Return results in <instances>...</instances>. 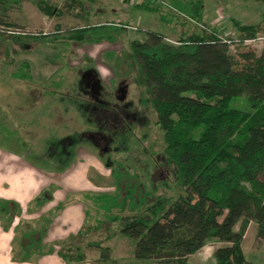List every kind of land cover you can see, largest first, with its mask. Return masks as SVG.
I'll return each mask as SVG.
<instances>
[{
	"label": "rangeland",
	"instance_id": "1",
	"mask_svg": "<svg viewBox=\"0 0 264 264\" xmlns=\"http://www.w3.org/2000/svg\"><path fill=\"white\" fill-rule=\"evenodd\" d=\"M16 1L9 8V21L16 25L0 28V156L3 151L12 154L15 171L29 168L31 187L45 199L42 206L32 201L30 227L39 229L35 223L40 220L45 228L47 221L52 224L60 217L68 233L83 218L80 237L71 233L45 250L58 252L61 242L70 244L75 236L86 258L97 264H153L135 259L133 240L84 197L113 194L122 199L131 192L133 203L143 208L131 210L132 200L127 199L123 212L112 211L129 215L144 214L178 194L164 133L150 102L142 100L139 66H131L130 43H151L153 33L171 44L192 32L216 33L229 39L230 53L237 54L246 44L234 43L239 41L235 23L258 26V36L264 37V5L257 0H202L200 22L181 14L182 22L167 24L159 14L137 10L131 0ZM192 2L178 4L194 12ZM109 25L114 41L90 44L78 39L89 28ZM249 46L259 52L264 41ZM22 64L29 65L31 81L15 79ZM71 147L76 155L65 167ZM97 220L101 228L92 230ZM256 234L257 226L251 224L243 249L250 264H264V240L256 241ZM90 243L109 247V260L98 261L101 252Z\"/></svg>",
	"mask_w": 264,
	"mask_h": 264
},
{
	"label": "trees",
	"instance_id": "2",
	"mask_svg": "<svg viewBox=\"0 0 264 264\" xmlns=\"http://www.w3.org/2000/svg\"><path fill=\"white\" fill-rule=\"evenodd\" d=\"M165 1L177 14L163 6L136 8L159 14L165 23L182 22L181 14L199 22L203 18L202 0L190 4L194 12L178 4L186 0ZM257 1L264 5V0ZM13 3L17 1L0 0L2 29L16 25L9 21ZM235 25L237 45L259 37L258 26ZM109 28L113 29L111 25L89 28L78 39L90 44L114 41ZM152 39L151 43H130L131 66H139L137 82L144 89L142 100L150 102L164 133L165 155L178 194L144 214L129 215L112 211L123 212L125 201L132 200L131 192L122 199L113 194L84 197L111 222L119 223L121 233L133 240L134 258L139 261L186 264L191 255L217 241L223 246L214 252L215 264H250L243 243L251 223L257 226L256 241L264 240V47L257 52L244 46L231 54L225 39L216 33L192 32L178 44L168 43L156 33ZM22 66L15 79L31 81L29 65ZM69 149L71 155L64 158L65 167L76 155L74 148ZM35 200L39 206L45 202L40 196ZM128 206L131 210L143 208L142 203L136 205L133 200ZM0 215L12 222L21 210L14 203L0 201ZM86 215H90L88 210ZM95 224L92 230L101 228L99 220ZM46 232L22 233L20 261L54 252L53 248L45 250ZM74 240L75 236L69 239L70 244L60 243L58 255L67 264L86 260L83 248ZM88 245L100 250L98 261L109 260V247Z\"/></svg>",
	"mask_w": 264,
	"mask_h": 264
},
{
	"label": "crops",
	"instance_id": "3",
	"mask_svg": "<svg viewBox=\"0 0 264 264\" xmlns=\"http://www.w3.org/2000/svg\"><path fill=\"white\" fill-rule=\"evenodd\" d=\"M2 153L4 156H0V201L11 202L18 205L21 210V215L15 216L12 222L9 221L8 216L0 215V264H67L61 259L57 251H54L53 253L44 252L42 255H39V258L37 257L38 259L36 260L34 259L27 262L20 261V257L23 256V254H21V246L19 243L22 233H32L33 231L41 232L40 229L44 228V226H41L38 222L40 220L35 223L36 225H39V229L30 227L31 222L29 220V209H34V206H31L32 201L34 200V203L39 206L35 200L39 196V192H36L37 190H34V187H31L30 169L24 167L15 171L13 168V155L4 151ZM70 208L72 207L66 209L64 213L68 212ZM59 218L60 217H58L57 221L52 224L47 221V224L49 225L44 228V230H47L46 236L43 240L44 246L50 247L54 240H62L71 233L75 234L79 232L81 230L80 228L85 224V219L82 218L79 221L80 224L78 223L77 225V229L75 228V231L73 230L74 232L69 230L67 233L66 229L68 224L63 226ZM73 225L74 222L70 224V227ZM222 246L223 244L217 241L208 243L197 253L191 255L186 264H215L214 252ZM84 254L86 255V250H84ZM74 264L96 263L94 260L87 257L85 261Z\"/></svg>",
	"mask_w": 264,
	"mask_h": 264
},
{
	"label": "built area",
	"instance_id": "4",
	"mask_svg": "<svg viewBox=\"0 0 264 264\" xmlns=\"http://www.w3.org/2000/svg\"><path fill=\"white\" fill-rule=\"evenodd\" d=\"M131 3L134 4L135 6H138V5L163 6L167 8L168 10H172L176 12V10L165 0H131ZM224 39L227 44L231 43L229 39H226V38ZM257 40L264 41V37L262 38L258 37L255 39H246L243 41V44H246L245 46H249V45H252V43H254V41L256 42ZM236 42L237 41H234V43Z\"/></svg>",
	"mask_w": 264,
	"mask_h": 264
},
{
	"label": "flooded vegetation",
	"instance_id": "5",
	"mask_svg": "<svg viewBox=\"0 0 264 264\" xmlns=\"http://www.w3.org/2000/svg\"><path fill=\"white\" fill-rule=\"evenodd\" d=\"M57 155V154H56ZM68 155V154H67ZM67 155H64V154H58V156L60 157V158H63V157H65V156H67ZM62 156V157H61Z\"/></svg>",
	"mask_w": 264,
	"mask_h": 264
}]
</instances>
